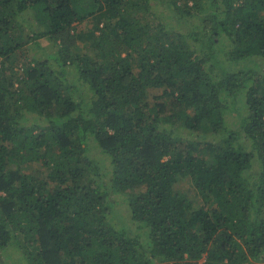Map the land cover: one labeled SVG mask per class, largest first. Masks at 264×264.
<instances>
[{
    "label": "trees",
    "instance_id": "16d2710c",
    "mask_svg": "<svg viewBox=\"0 0 264 264\" xmlns=\"http://www.w3.org/2000/svg\"><path fill=\"white\" fill-rule=\"evenodd\" d=\"M262 69L264 0H0V264H264Z\"/></svg>",
    "mask_w": 264,
    "mask_h": 264
},
{
    "label": "rangeland",
    "instance_id": "374dc122",
    "mask_svg": "<svg viewBox=\"0 0 264 264\" xmlns=\"http://www.w3.org/2000/svg\"><path fill=\"white\" fill-rule=\"evenodd\" d=\"M162 10L161 7L158 9V8H153L152 9V13L154 14H150L148 13V10H147V13H144L143 17H147L148 19V22H150V20H155V19H160V18H163V21L165 22H168L167 20V12H164V14L162 15ZM143 12V10H142ZM150 12V11H149ZM196 22V19L194 17H190L188 19V24H192V23H195ZM93 24L92 23H89V22H85L83 23V25L81 26V28L83 29H92L93 28ZM102 26V24H101ZM87 42H79L78 44L81 46L80 47V51L82 52V54H85V53H88L90 54L92 57H95V53L92 51V53H90V47H86V45H88V43L86 44ZM42 44L48 48V49H51L52 46H53V41L51 40H43L42 41ZM21 67V63L20 61H16V62H11V61H8L5 65V72H3L1 75H5L7 76L10 80H11V77L12 80L13 79H16L17 78V75L19 73V71L21 72L22 71V68ZM262 72H264V69H262ZM161 92V90L159 89H156V88H152L149 90V94L150 96H156L158 95L159 93ZM91 144H94V143H91ZM94 148H96L94 145H93V154L94 152L96 154H99L97 151L94 150ZM105 161L108 162V159H106ZM21 166V165H20ZM23 170L26 171V172H29L31 174H34L35 176L36 175H41L42 174V177H47L48 173L50 172L49 169L41 166L39 163L37 162H27L25 163V165L23 166ZM177 194L179 195H188V193H191V188H190V183L188 180L186 179H182L181 181V184L178 185V189L176 191ZM128 194H121V195H116L115 198L119 200V204L116 205V212L114 210V212L112 213L111 217L113 220H118L117 219V216L120 214L122 217H124V219L126 221H128L129 224H131V213H130V207L128 205V198H127ZM117 213V214H116ZM135 228H133L134 230ZM10 253V255L13 257V259L16 261L17 260V253L16 252H11L10 250L7 251ZM13 253V254H12ZM8 254V253H7Z\"/></svg>",
    "mask_w": 264,
    "mask_h": 264
}]
</instances>
